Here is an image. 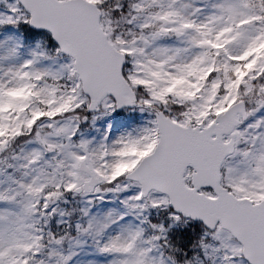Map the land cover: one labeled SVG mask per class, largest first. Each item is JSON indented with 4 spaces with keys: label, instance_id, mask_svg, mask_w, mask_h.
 Returning a JSON list of instances; mask_svg holds the SVG:
<instances>
[{
    "label": "snow or ice",
    "instance_id": "6c2138e0",
    "mask_svg": "<svg viewBox=\"0 0 264 264\" xmlns=\"http://www.w3.org/2000/svg\"><path fill=\"white\" fill-rule=\"evenodd\" d=\"M0 264H264V0H0Z\"/></svg>",
    "mask_w": 264,
    "mask_h": 264
}]
</instances>
